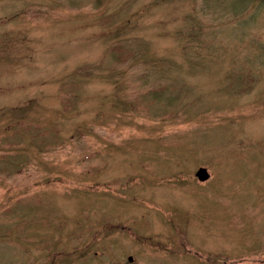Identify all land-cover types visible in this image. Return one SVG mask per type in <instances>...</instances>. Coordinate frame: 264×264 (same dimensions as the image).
<instances>
[{"label": "rangeland", "instance_id": "374dc122", "mask_svg": "<svg viewBox=\"0 0 264 264\" xmlns=\"http://www.w3.org/2000/svg\"><path fill=\"white\" fill-rule=\"evenodd\" d=\"M0 264H264V0H0Z\"/></svg>", "mask_w": 264, "mask_h": 264}, {"label": "water", "instance_id": "95a60500", "mask_svg": "<svg viewBox=\"0 0 264 264\" xmlns=\"http://www.w3.org/2000/svg\"><path fill=\"white\" fill-rule=\"evenodd\" d=\"M195 178L199 182H204L208 179V175L205 169L199 168L195 173ZM128 262H131V258H127Z\"/></svg>", "mask_w": 264, "mask_h": 264}]
</instances>
